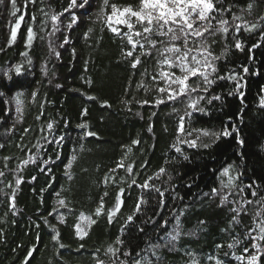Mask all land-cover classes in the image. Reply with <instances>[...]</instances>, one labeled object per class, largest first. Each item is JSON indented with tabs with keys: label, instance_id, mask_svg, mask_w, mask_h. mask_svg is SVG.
Here are the masks:
<instances>
[{
	"label": "trees",
	"instance_id": "16d2710c",
	"mask_svg": "<svg viewBox=\"0 0 264 264\" xmlns=\"http://www.w3.org/2000/svg\"><path fill=\"white\" fill-rule=\"evenodd\" d=\"M69 3L16 0L13 9L11 0L0 2V264H246L236 259L244 248L264 264V251L252 247L264 249L256 227L264 221V0H213L219 9L209 16L214 35L205 33L203 41L216 58H210L215 71L206 70L212 82L189 77L208 90L174 101L157 91L166 86L162 71L181 74L158 63L165 45L152 49L133 36L145 45L133 49L126 25L113 21L120 34L113 33L107 16L99 18L103 0ZM112 4L138 7L139 0H109L104 12ZM221 20L227 32L216 31ZM200 44L190 38L189 61L207 54L196 50ZM128 51L133 56L125 58ZM136 56L141 62L132 68ZM158 97L165 102L155 103ZM190 100H198L196 109ZM180 117L184 132L177 131ZM198 136L196 147L184 142ZM121 160L125 167L117 168ZM145 181L150 187H141ZM82 218L89 224L80 236ZM234 239L240 243L229 248Z\"/></svg>",
	"mask_w": 264,
	"mask_h": 264
},
{
	"label": "snow or ice",
	"instance_id": "6c2138e0",
	"mask_svg": "<svg viewBox=\"0 0 264 264\" xmlns=\"http://www.w3.org/2000/svg\"><path fill=\"white\" fill-rule=\"evenodd\" d=\"M2 2V0H0ZM13 9H15L16 6V0H11ZM88 0H84V3L86 4ZM109 4V0H103V5L101 8L100 17L102 18L104 15L107 16V26L108 28L113 32L120 34V30L113 26V21L116 24H122L126 25L128 28V32L123 33L124 36L127 37L128 43L132 45V48L135 49L136 45L139 44L141 49L145 48V45L140 43V40H133V36L136 37H142L144 41L152 46V49H157V44L165 45L162 48L158 49V54L162 57L161 60L158 61L159 64H166L169 67H176L180 69L181 74L176 75L173 72H166L162 71L160 73V76L162 78L166 79V86L158 88L157 91L160 93H167L166 99L169 101H174L177 98H181L185 95H189L192 92H196L198 89L202 91H207V87H201V84H196L195 86H192L189 83V77H202V83L204 85L210 84L212 81L209 79L210 73L206 71L208 68H211L212 71H215V68L211 64V59H216L215 57H212L211 52L207 46L205 41V33H209L214 35V33H211L210 30L212 28L211 22L209 21V16L212 11H217L219 9L216 8L215 4L213 3V0H139V6L133 7L132 5L124 6L122 9L118 8L116 4H112V12L110 14L104 12V8ZM74 6H77V0H70L69 8H72ZM80 7H83V4L78 5ZM252 5H249V8H251ZM65 12L68 11V9L64 10ZM15 11H13L12 15H15ZM195 14V19H193V16ZM35 19V17H33ZM132 18H135V25H139L142 28L141 31H134V23L132 22ZM24 19L23 16H21L19 19L16 20V25L12 27L11 29V37L14 38L17 34V29H19L21 25V21ZM57 19L56 15L52 16V20L55 21ZM75 17H73L72 22H75ZM198 21H209L208 25L204 28H201L199 26H196ZM220 28L216 29V31H222L227 32L228 29L225 27L227 24V21L221 20L220 22ZM71 26V25H69ZM238 29L240 25L236 26ZM253 28L257 27V25H252ZM91 31V29L89 30ZM87 35V33L85 34ZM153 35L161 37V38H167V41L164 39L156 40L153 39ZM198 38L201 40L200 47L196 50L202 51V53H207L206 55L202 56V59H197V57L192 56L191 61L188 60L189 53L193 51L192 48L189 47V41L190 38ZM32 38V29L29 27L28 29V40L30 41ZM180 40H183V48L177 46V42ZM11 39L9 40V43H11ZM236 48H240L241 44L239 41L235 44ZM147 50L143 51L141 55H147ZM57 55H59L57 53ZM133 51H128L125 54V58L132 57ZM141 59L140 56H136V58L132 61L131 67L136 68L138 64H140ZM192 64L193 66H189V64ZM247 68L244 69L245 72H247ZM15 71L17 73L21 72V66L16 65ZM4 75H8L7 71L4 72ZM156 77L153 76V80H155ZM235 79V77H233ZM173 85L175 87H173ZM141 85H138L140 87ZM147 90V89H146ZM3 93H0V96H2ZM19 95V94H17ZM35 96V93H33ZM199 99H203V97H199ZM215 99H219V97H215ZM165 101L162 98H157L155 100V103L157 104H163ZM104 103H107L106 101ZM127 103V101H125ZM142 103H149V101L145 100L142 101ZM261 103L264 104V98H262ZM17 104L19 105V101H17ZM198 104V100H190L188 107L192 109H196ZM175 111V109H174ZM202 111V109H201ZM17 112H20L19 106L17 107ZM187 114V113H186ZM39 118V117H38ZM184 117H180V124L178 126L177 131L178 132H184ZM81 128H87V124H81L78 125ZM52 123L48 124V128H52ZM25 131H28L25 129ZM193 131H202L204 136L210 135L205 130H193ZM86 135L95 136L96 133L94 132H86ZM187 135L191 136L192 132H188ZM223 135L227 136L229 135V132L227 130L224 131ZM217 138L218 135H217ZM199 139V136L196 139L190 140V141H184L186 143H190L192 147L197 146V140ZM138 140H133L132 144H138ZM208 145H204V147H207ZM180 149L177 148V151ZM128 151H131V148L129 147ZM76 157L73 156L71 159L74 160ZM7 159V158H5ZM29 160L32 159V157L28 158ZM23 163L27 164L28 161H24ZM71 164V160L69 161V166ZM67 167V166H66ZM117 168H124L125 164L123 160L117 163ZM143 167V165H142ZM231 167V166H229ZM132 165H127V171L130 173L132 172ZM112 172H115L116 169H112ZM160 172H164L165 169L161 168L159 169ZM229 171L228 168L224 169V174H227ZM0 175H3L2 172H0ZM35 179V178H33ZM149 180L151 177L148 178ZM231 182V178H230ZM21 183L20 179L16 180V184L19 185ZM133 184H135V179L132 181ZM141 187H150L148 184V181H145ZM157 191H159L157 189ZM216 190L213 189V192ZM123 192V189H120V193ZM120 193H117V202L115 205V208L118 210L123 201L121 199ZM254 196L256 195L255 192L252 193ZM105 196L108 195L107 192L104 194ZM161 196H163V193H160ZM14 199V197L12 198ZM250 202V201H249ZM64 200H59L58 204L64 205ZM221 203H223V198L221 200ZM103 208V197L101 198V204L96 209V214H101V210ZM139 210V204L137 205V211ZM113 211H108L109 221L111 222V217L113 216ZM128 221H131L133 217L131 215L128 216ZM235 219V217H234ZM92 223H95V221H91ZM256 227L259 229V239L264 240V221H262L260 224H257ZM81 230L77 226V232L79 234ZM246 235H250V231L246 233ZM53 240H56L58 238L57 235H54ZM176 237H173L175 239ZM253 239H256L254 237ZM117 243H122L119 239L117 240ZM239 240L233 241V243L229 244V248L235 247V245L239 244ZM63 247V245H61ZM218 247H220L218 245ZM253 248H256L260 251H264V249H260V246L256 243H253ZM108 252L115 253V249H113L111 246L107 249ZM249 249L244 248L243 253L240 256H237L236 259L239 261H246V264H258V256L253 255H245L248 253ZM31 255V252L29 253ZM125 256H128L129 253L125 252ZM209 259H212L209 257ZM96 264H104L103 261L97 259ZM120 264H124L123 261L120 262ZM137 264L139 262L137 261ZM193 264H195V261H193ZM216 264H221L220 260H216Z\"/></svg>",
	"mask_w": 264,
	"mask_h": 264
},
{
	"label": "rangeland",
	"instance_id": "374dc122",
	"mask_svg": "<svg viewBox=\"0 0 264 264\" xmlns=\"http://www.w3.org/2000/svg\"><path fill=\"white\" fill-rule=\"evenodd\" d=\"M88 224H89V222H88V220L87 219H85V218H82L81 220H80V222L78 223V227H79V229L81 230L80 232H79V234L78 235H83L84 233H85V231H86V229H87V227H88ZM77 226H76V229H77ZM78 233V232H77Z\"/></svg>",
	"mask_w": 264,
	"mask_h": 264
}]
</instances>
